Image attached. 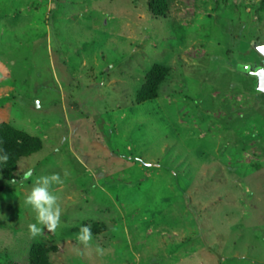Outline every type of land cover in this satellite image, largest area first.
Here are the masks:
<instances>
[{
    "label": "rangeland",
    "instance_id": "1",
    "mask_svg": "<svg viewBox=\"0 0 264 264\" xmlns=\"http://www.w3.org/2000/svg\"><path fill=\"white\" fill-rule=\"evenodd\" d=\"M259 44L264 0H0V124L41 144L0 173V264H264ZM53 173L61 223L32 237Z\"/></svg>",
    "mask_w": 264,
    "mask_h": 264
},
{
    "label": "trees",
    "instance_id": "2",
    "mask_svg": "<svg viewBox=\"0 0 264 264\" xmlns=\"http://www.w3.org/2000/svg\"><path fill=\"white\" fill-rule=\"evenodd\" d=\"M167 70L162 66H154L145 76V82L137 94L139 102L152 100L156 97L158 84L162 81ZM40 141L28 134L17 131L7 124H0V148L8 154V161L0 164L1 175L9 182L17 180L14 175L16 163L38 151ZM32 264H48L45 257L34 251Z\"/></svg>",
    "mask_w": 264,
    "mask_h": 264
},
{
    "label": "clouds",
    "instance_id": "3",
    "mask_svg": "<svg viewBox=\"0 0 264 264\" xmlns=\"http://www.w3.org/2000/svg\"><path fill=\"white\" fill-rule=\"evenodd\" d=\"M8 159V154L0 148V164L6 163ZM25 175L26 177H30L32 175V170L29 169ZM62 183L63 180L58 173L40 177L26 196L25 203L29 205L35 213V222L28 225V232L32 237L41 235L45 228L48 231H55L60 225L61 208L57 203L58 196L50 191V186L52 184ZM76 238L85 245L88 244L92 239L91 226L87 224L82 225Z\"/></svg>",
    "mask_w": 264,
    "mask_h": 264
},
{
    "label": "water",
    "instance_id": "4",
    "mask_svg": "<svg viewBox=\"0 0 264 264\" xmlns=\"http://www.w3.org/2000/svg\"><path fill=\"white\" fill-rule=\"evenodd\" d=\"M253 47L264 58V44L254 45ZM252 74L256 79V88L264 93V67L254 69Z\"/></svg>",
    "mask_w": 264,
    "mask_h": 264
}]
</instances>
